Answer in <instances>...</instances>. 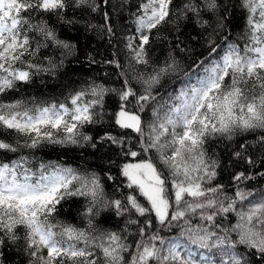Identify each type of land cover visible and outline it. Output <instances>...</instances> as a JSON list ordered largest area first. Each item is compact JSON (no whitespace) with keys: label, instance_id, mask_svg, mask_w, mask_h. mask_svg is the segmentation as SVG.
<instances>
[{"label":"snow or ice","instance_id":"1","mask_svg":"<svg viewBox=\"0 0 264 264\" xmlns=\"http://www.w3.org/2000/svg\"><path fill=\"white\" fill-rule=\"evenodd\" d=\"M101 3L125 7L124 0ZM69 9L96 12L100 4L0 0V97L78 54L48 22L55 17L74 25ZM128 19L134 29L121 37L126 63L106 61L119 70L111 85L86 79L61 98L0 99V264L13 249L26 264H251L256 253L264 258V185L247 187L264 179V0H136ZM237 19L243 43L228 36ZM103 20L101 30L115 37L110 11ZM182 21L193 34L184 36ZM164 25L174 29L165 38L172 54L153 61L149 46ZM197 37L207 55L182 67L175 53L190 51L188 42ZM50 47L62 50L58 63L41 55ZM106 98L113 101L110 111ZM105 120L108 127L95 135L85 131ZM217 143L230 149L227 165L210 154ZM46 145L89 148L101 158L115 146L123 162L109 159L101 176L23 154ZM229 167L228 181L217 182ZM70 203L80 204L82 226L60 218ZM114 218L116 224L105 227Z\"/></svg>","mask_w":264,"mask_h":264},{"label":"trees","instance_id":"2","mask_svg":"<svg viewBox=\"0 0 264 264\" xmlns=\"http://www.w3.org/2000/svg\"><path fill=\"white\" fill-rule=\"evenodd\" d=\"M120 0H111V4H118ZM97 4H100V9L96 12H84L81 13L80 9H69L67 12L68 17L74 19L76 23L74 25L64 24L52 17L48 22L53 25L62 40H68L72 42L77 48V55L63 57V64L58 68L54 69L52 73L42 72L39 75H35L32 81L28 84H19L16 91L9 92L7 96L0 97V99L10 101L15 99H29L36 98L38 100H51L53 98H61L62 94L67 90L73 89L79 85V83L86 79H95L97 83L105 82L109 85L117 79L116 73L119 71L114 65H109L106 61L110 59H119L121 63H126L128 57V50L124 47L123 40L121 37L132 35L134 25L131 24L128 19L130 13L134 11V5L136 0H124L125 7L122 10L108 8L101 3V0H96ZM108 10L112 14V20L115 24L117 35L115 37H109L99 27L104 23L103 12ZM121 11L123 15H121ZM44 19H48L47 16ZM36 21L34 20L33 23ZM235 27L230 28L228 36L230 40L238 41L243 43L241 33L243 31V20L237 19ZM183 26L184 36L187 37L193 34V26L188 24L186 21L181 22ZM128 25L127 29L123 27ZM174 33V29L171 25L161 26L158 32L154 33L152 43L150 44V55L153 61L157 59L161 62L170 53V45L167 43V39H171ZM183 38V37H182ZM111 41V42H109ZM204 40L197 37L196 40H190L188 47L190 51L175 53L180 65L186 67L191 61L202 58L201 54L207 55L204 50ZM61 51L56 48H47L41 50L42 56H49L57 63L61 59ZM87 54H91L94 57L96 63L90 64L88 62ZM108 105L107 110L110 111L112 108L113 101H109L106 98ZM107 128L108 121L105 120L103 125L86 126L85 131L88 134L95 135V131L100 128ZM119 132V129L113 130V134ZM241 135H244L241 133ZM236 139H239L237 137ZM236 139L232 142V146H236ZM251 142V140L249 141ZM118 149L112 146V150L107 152L101 158L99 155H93L92 150L89 148H81L73 145H46L36 150H24V155H34L36 161H60L64 164L72 167L81 168L86 166L89 169H95L101 173L108 170L109 159L116 161V163H122L123 161L115 154ZM214 151L216 157L221 161L222 164L227 165L229 160L230 149L225 148L224 143H217L210 149ZM233 171L231 167L225 172L221 170L218 181L220 183L227 182L229 179L228 173ZM111 173L118 175L116 165L113 164L111 167ZM106 185L110 182H105ZM261 185H264V179L257 177L256 180L252 181L247 185L248 188L259 189ZM81 203L83 200L81 199ZM80 211V204H65L64 209L61 212V219L70 220L78 225L83 224L80 220L78 212ZM114 218L110 224L105 227H112L116 224ZM123 224V220L119 221ZM22 243V242H21ZM251 264H264V258L259 253L254 256H250ZM4 264H26V260L23 257L17 256L15 249L10 253H6V259Z\"/></svg>","mask_w":264,"mask_h":264}]
</instances>
